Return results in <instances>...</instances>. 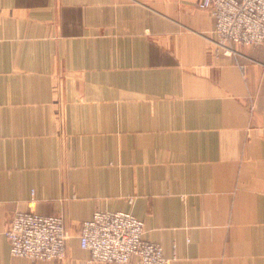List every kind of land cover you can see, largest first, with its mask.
<instances>
[{"label":"crops","instance_id":"crops-1","mask_svg":"<svg viewBox=\"0 0 264 264\" xmlns=\"http://www.w3.org/2000/svg\"><path fill=\"white\" fill-rule=\"evenodd\" d=\"M199 1L0 0V232L33 205L69 234L45 263L1 233L0 264H108L99 209L173 264H264V45L226 53Z\"/></svg>","mask_w":264,"mask_h":264},{"label":"built area","instance_id":"built-area-1","mask_svg":"<svg viewBox=\"0 0 264 264\" xmlns=\"http://www.w3.org/2000/svg\"><path fill=\"white\" fill-rule=\"evenodd\" d=\"M199 7L216 20L219 46L231 54L234 45H264V0H200ZM133 200V197L130 198ZM34 203L35 201L32 200ZM13 213L3 232L14 256L32 261H65L69 234L62 213ZM145 222L126 210H96L81 222L79 242L90 260L101 263L173 264L162 244L145 237Z\"/></svg>","mask_w":264,"mask_h":264},{"label":"rangeland","instance_id":"rangeland-1","mask_svg":"<svg viewBox=\"0 0 264 264\" xmlns=\"http://www.w3.org/2000/svg\"><path fill=\"white\" fill-rule=\"evenodd\" d=\"M67 257H68V256H67ZM39 262L49 263V262H57V261H39ZM59 262H63V261H59Z\"/></svg>","mask_w":264,"mask_h":264}]
</instances>
